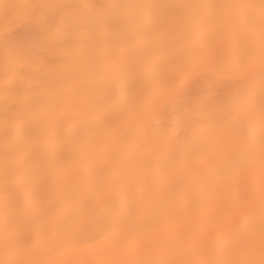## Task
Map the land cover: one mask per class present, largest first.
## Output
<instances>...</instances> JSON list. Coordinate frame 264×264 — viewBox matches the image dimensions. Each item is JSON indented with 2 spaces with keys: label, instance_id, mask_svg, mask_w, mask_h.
I'll use <instances>...</instances> for the list:
<instances>
[{
  "label": "bare ground",
  "instance_id": "1",
  "mask_svg": "<svg viewBox=\"0 0 264 264\" xmlns=\"http://www.w3.org/2000/svg\"><path fill=\"white\" fill-rule=\"evenodd\" d=\"M22 0H0L19 3ZM45 2V0H35ZM88 3L90 0H58ZM99 3L111 0H97ZM182 3L190 0H148ZM218 2V0H198ZM3 9L0 8V15ZM259 26L256 27L255 56L242 72L223 74L227 87L218 83L217 65L195 62V54L219 56L232 47H247L242 28L223 35L182 14L174 23L147 34L142 42L102 29L75 17L63 25L58 35L62 50L73 52L72 63L60 62L57 70L72 71L78 77L63 95L54 96L45 108L63 113L62 126L85 118L84 107L91 94L89 84L106 86L126 82L129 86L116 102L124 112L120 125L108 134L87 143L66 144L53 135L40 144L26 165V172L14 177L21 185L16 196L37 197L49 211L28 216L16 225L25 236V247L6 252L0 245V260L26 259L36 264H215V262L255 260L260 253V137L259 83L261 58ZM32 26L5 25L0 21V47L5 40L35 38ZM193 63L192 70L184 67ZM28 69L20 66L5 92L0 80V148L2 127L7 116L11 124H21L27 108L25 97L35 87ZM171 73L187 81L181 98L167 103L168 96L150 109L139 102L142 89ZM246 75L248 79H241ZM255 84L257 96L252 127L241 121L234 128L213 133L214 142L192 154L186 145L194 135L179 123L180 104L196 106L217 95ZM46 89L45 94L54 92ZM171 95V93H168ZM11 105H15L11 108ZM161 129L179 133L169 142L159 137ZM254 144L251 167L241 165ZM71 153V155H69ZM3 166L0 157V168ZM26 173L46 177L43 183H26ZM2 183V178H0ZM254 195H249V185ZM4 197L0 191V200ZM99 203L109 209L123 229L127 242H110L111 229L96 235L94 224L71 227L62 218L81 203ZM14 215H21L14 211ZM2 220V213H0ZM254 231V249L238 250V242Z\"/></svg>",
  "mask_w": 264,
  "mask_h": 264
},
{
  "label": "snow or ice",
  "instance_id": "2",
  "mask_svg": "<svg viewBox=\"0 0 264 264\" xmlns=\"http://www.w3.org/2000/svg\"><path fill=\"white\" fill-rule=\"evenodd\" d=\"M3 9L0 21L5 25L32 26L36 29L35 38L28 41L5 40L0 47V80L5 82V92H11L9 82L15 78L20 66L26 67L28 75L35 81L34 89L25 97L27 108L21 124H11L6 116L2 127V148L0 157L3 166L0 168V191L4 197L0 200V245L6 252L25 247V236L16 225L28 216H35L49 209L37 197L29 195L26 199L16 196L21 185L14 177L26 172L33 151L53 135L66 144L87 143L90 139L108 134L115 130L124 119L116 97L129 86L122 82L115 86H106L96 81L89 84L91 94L86 100L83 111L85 118L68 127L62 126L63 113L57 107L45 108L44 105L54 96L63 95L78 77L72 71L57 70L60 62L72 63L73 52L62 50L58 35L63 25L75 17L85 24L94 25L106 34H120L127 39L142 42L147 34L155 32L165 24L174 23L184 13L191 19L214 29L216 35H223L234 28H242L247 36V47H232L219 56H210L204 52L195 54V62L210 61L217 65L218 83L227 87L223 74L242 72L245 65H250L255 56L256 27L259 26V51L261 72L259 83V137H260V253L259 262L249 259L241 261L215 262V264H264V0H218V2L161 3L148 0H111L99 3L90 0L88 3H63L58 0H22L19 3H0ZM184 67L192 70L193 63ZM241 79H248L241 75ZM187 81L171 73H163L161 79L142 89L139 102L150 109L160 104L161 98L168 96L167 103L178 101ZM46 89L54 92L45 94ZM171 93V95H168ZM257 96L255 84L217 95L199 105L180 104L176 109L179 123L194 132L186 145L192 154L202 147L210 146L215 137L212 135L220 129L234 128L241 121L238 117L247 114L244 123L253 126ZM14 108L15 105H11ZM159 137L169 142L174 141L179 133L161 129ZM71 155V153H69ZM254 144L250 145L246 160L238 161L251 167L254 160ZM46 177L26 173V183H43ZM249 195H254V185H249ZM19 211L21 215H14ZM71 227L87 223L94 224L96 235H102L111 229L107 239L112 243L127 242L123 229L118 226L108 208L99 203L85 201L62 218ZM254 231L247 238L238 242V250L251 252L254 249ZM0 264H36L26 259H3Z\"/></svg>",
  "mask_w": 264,
  "mask_h": 264
}]
</instances>
